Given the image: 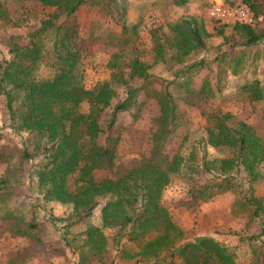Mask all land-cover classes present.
<instances>
[{
    "label": "trees",
    "instance_id": "trees-1",
    "mask_svg": "<svg viewBox=\"0 0 264 264\" xmlns=\"http://www.w3.org/2000/svg\"><path fill=\"white\" fill-rule=\"evenodd\" d=\"M7 2L17 10L28 4L52 10L20 40L11 39L7 56L0 61L4 122L13 131L26 133L21 148L0 152V162L6 163L0 174V219L9 223L10 231L41 241L39 207L54 202L72 208L63 217L60 237L77 253L76 264L114 262L115 255L107 248V231L120 260L125 258L133 264H239L235 250L214 237L187 238L184 228L163 205L162 194L170 174L178 173L192 183L185 199L187 206L193 208L229 192L233 196L231 215L260 221L255 234L232 233L241 242L247 241L250 264H264V194L256 191V184L264 178V136L230 113L213 110L205 114L204 134L193 137L184 154L177 150L169 155L165 151V143L181 124L170 86L185 84L189 94L214 96L208 80L203 78L194 88L191 75L208 64L209 68L214 65L221 70L222 63L228 65L230 73L238 74L243 68L241 50L264 38V26L245 19L219 21L231 26L236 45L229 52L207 59L199 54L209 51L207 39L213 34L206 30L200 16L182 15L165 26L149 29L153 61L149 64L139 47L138 24L125 17L123 0H0V24L10 22ZM173 2L184 5L187 0ZM241 4L255 14L252 1L222 3L226 7ZM86 6L104 9L115 27L97 31L93 26L83 33L75 15ZM215 33L224 41L228 39L223 27ZM98 43L116 51L106 63L108 77L87 87L85 59L88 48ZM160 64L174 78L144 88L154 77L148 70ZM128 77L143 81L141 89L156 100L158 114L147 154L136 164L116 166L119 139L111 128L119 112L134 108L138 88L127 87L126 95L114 104L112 101L117 97L116 87L126 85ZM222 77L216 74L217 91ZM240 87L249 94L250 101L264 103V83L259 79L246 80ZM140 106L132 112L133 119L138 117ZM107 107L110 114L104 127L101 116ZM209 148H227L230 153L211 157ZM35 155L38 160L30 163ZM27 179L34 183L32 191L25 185ZM23 192L28 194V200L11 206V200L25 195ZM98 198L104 201L100 224L87 223L83 231L69 239L71 220L78 223L91 215ZM57 219L48 214L49 222L55 224ZM20 258L17 254L6 264H17Z\"/></svg>",
    "mask_w": 264,
    "mask_h": 264
},
{
    "label": "rangeland",
    "instance_id": "rangeland-1",
    "mask_svg": "<svg viewBox=\"0 0 264 264\" xmlns=\"http://www.w3.org/2000/svg\"><path fill=\"white\" fill-rule=\"evenodd\" d=\"M125 1V17L128 21L138 24V33L140 35L141 50H144L145 61L152 64L150 54V43L148 38L149 29H155L158 26H165L169 21L175 20L182 15H198L202 18L206 30L213 34L207 39L209 51L199 54V57L212 59L215 55H221L223 51H230L235 44L236 37L232 36L231 26L223 25L219 21L208 15V10L217 1L226 4H235L245 0H187L184 5H176L173 0H123ZM255 5V14L249 11L245 20L250 21L256 26H264V0H249ZM6 8L10 22L0 24V61L7 56L8 42L18 41L24 35L32 30L39 20L50 13L52 10L36 4H28L23 10L12 3L7 2ZM80 30L86 33L90 27L95 26L97 31L114 28L115 25L110 20L109 15L104 9L99 7H82L75 15ZM223 27L224 35L227 40H223L221 35L215 33L217 28ZM237 48V46H235ZM88 56L85 59V85L92 87L97 81H100L110 73L106 63L110 55L116 49L109 45L95 44L88 48ZM244 56L242 59L243 68L238 74H232L228 71L226 63L221 64V70L214 66L209 68L204 65L202 69L191 75V84L198 87L201 80H208L209 87L213 90L214 96L205 97L203 94H189L186 85L172 87L171 91L177 104L178 120L181 123L174 134H172L165 143V151L171 155L179 150L184 154L189 146V141L195 136L204 134L205 114L220 110L230 113L235 119L243 120L251 124L256 131L264 136V103L261 101H250L247 92L241 90V85L246 80L253 78L259 79L264 83V38L255 46L242 49ZM149 73L154 75L151 82L145 87H156L162 79H173L174 75L167 68L160 65H153ZM224 71L226 75L224 76ZM216 74L223 75L219 85L221 89L216 90ZM126 85L116 87L117 97L113 99L112 104L126 95L127 87L138 88L136 95V104L130 110L119 112L116 116V123L112 126L113 135H118L116 145L115 165L122 163H138L139 160L148 152V140L150 139L151 129L154 127V121L158 114V104L151 96H146L145 90L141 88L143 81L137 77L127 78ZM211 95V94H208ZM3 96L0 95V152L8 153L11 149L21 148V143L25 139L26 133H17L6 126L3 116ZM111 104V105H112ZM141 105L138 110V117L132 118V112ZM110 109L107 107L101 116L102 126L106 125L109 119ZM106 127V126H104ZM187 135V136H186ZM187 137V138H185ZM102 141V139H99ZM230 150L209 148L208 156L228 155ZM16 154L12 156L14 161ZM39 156L31 158L30 163H35ZM6 163L0 162V174L4 172ZM264 171V164L261 166ZM25 185L30 191L34 189V183L27 179ZM192 185L178 173L170 174V181L166 185L162 194V203L170 211L174 220L185 230L187 238L195 236L209 235L222 242L224 245L233 248L237 255L239 264H250L248 256L247 241L241 242L237 235L232 232H238L244 235L255 234L259 231L260 221L249 220L240 217H234L230 213V204L233 196L229 192L220 194L212 201L202 202L195 207H189L185 203L187 191ZM256 191L264 194V178L256 184ZM24 193V192H23ZM17 196L10 202L11 206L19 202L28 200V194ZM32 201V200H31ZM103 199L98 198V204L93 209L92 214L81 222L73 223L67 230V237L71 239L72 235H77L84 230L87 223L99 225L101 221V207ZM38 220L43 225L38 230V237L41 241L34 238H28L13 234L10 231L9 223L0 219V264H6L7 261L17 254L21 258L16 261L17 264H76L78 255L71 250L60 237L62 224L65 223L63 217L72 212L69 205L50 202L39 207ZM58 217L53 222L48 221V214ZM264 218V216H263ZM107 248L110 254H114V262L111 264H133L131 260H120L117 252L113 249L110 232L107 231ZM93 264V262H92ZM100 264V263H97ZM136 264H145L136 262Z\"/></svg>",
    "mask_w": 264,
    "mask_h": 264
},
{
    "label": "built area",
    "instance_id": "built-area-1",
    "mask_svg": "<svg viewBox=\"0 0 264 264\" xmlns=\"http://www.w3.org/2000/svg\"><path fill=\"white\" fill-rule=\"evenodd\" d=\"M208 15L222 23H232L236 20H242L248 17V6L241 4L235 7L223 6L221 2L217 1L208 10Z\"/></svg>",
    "mask_w": 264,
    "mask_h": 264
}]
</instances>
